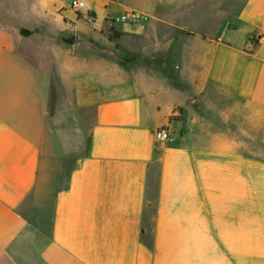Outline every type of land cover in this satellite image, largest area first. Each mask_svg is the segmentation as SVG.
<instances>
[{
	"label": "crops",
	"instance_id": "0c3cea01",
	"mask_svg": "<svg viewBox=\"0 0 264 264\" xmlns=\"http://www.w3.org/2000/svg\"><path fill=\"white\" fill-rule=\"evenodd\" d=\"M83 1L141 15L135 41L169 31L181 49H131L180 73L104 61L92 83L51 23L17 21L53 9L81 29L62 0H0V264H264V0Z\"/></svg>",
	"mask_w": 264,
	"mask_h": 264
},
{
	"label": "rangeland",
	"instance_id": "374dc122",
	"mask_svg": "<svg viewBox=\"0 0 264 264\" xmlns=\"http://www.w3.org/2000/svg\"><path fill=\"white\" fill-rule=\"evenodd\" d=\"M28 6H35L34 2L37 0H30ZM65 12L71 13L73 11L76 16L75 19L82 23L81 29L71 27L68 25L69 19H63L58 13L52 12L50 9L47 13H33L25 11L16 15L17 21L26 26V28H33L38 23H51L54 32H61L59 37L62 43L70 41L74 48L77 49L76 55L90 60L92 71V83L97 82L96 72L98 71L99 62L108 61L122 68H125L130 75L142 72L143 75L151 71L160 72L161 75L167 76L176 80V76L180 73L178 62L175 57L170 55H146L138 54L131 48H136L144 53L165 52L171 48L180 49L184 45L177 42V40L164 37L167 30L150 29L146 35L141 37L138 41L132 36V33L126 31L125 28L137 27L144 25L146 20L138 24L123 23V14H116L111 12L99 13L97 11L91 12L89 7L83 12H75L71 7V0H62ZM65 14V13H64ZM14 15V14H13ZM15 16V15H14ZM61 22H65L66 27L70 30H61ZM13 24V23H10ZM158 30V31H157ZM13 39V38H12ZM14 41V39H13ZM18 43V42H17ZM67 44V43H66ZM183 44V45H181ZM70 45V44H69ZM37 41L24 42L21 44L23 48H37ZM59 52L64 50L60 49ZM90 54V55H89ZM137 57V60L133 58ZM31 61V59L29 58ZM182 95L176 96L177 99ZM94 121V112H91V122ZM70 159L62 160V162H53L50 166L52 173L48 174V181L59 180V176L66 177L69 168L73 166ZM62 179V178H61Z\"/></svg>",
	"mask_w": 264,
	"mask_h": 264
},
{
	"label": "built area",
	"instance_id": "2783aa9c",
	"mask_svg": "<svg viewBox=\"0 0 264 264\" xmlns=\"http://www.w3.org/2000/svg\"><path fill=\"white\" fill-rule=\"evenodd\" d=\"M71 7L75 12H83L87 8V3L83 0H73ZM143 20L145 19L135 11L127 12L122 17L123 23L129 24H138ZM250 42L252 45H264V34L250 37ZM169 136L170 135L166 129H161L156 134V138L159 142H168Z\"/></svg>",
	"mask_w": 264,
	"mask_h": 264
},
{
	"label": "trees",
	"instance_id": "16d2710c",
	"mask_svg": "<svg viewBox=\"0 0 264 264\" xmlns=\"http://www.w3.org/2000/svg\"><path fill=\"white\" fill-rule=\"evenodd\" d=\"M22 34H23L24 36H27V37H28V36H30V35L32 34V32H31V31L23 30V31H22ZM66 43H67V44H70V45L72 44L70 41H66ZM133 60H136V58H133ZM171 120L173 121L174 119H171Z\"/></svg>",
	"mask_w": 264,
	"mask_h": 264
}]
</instances>
